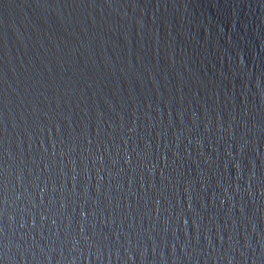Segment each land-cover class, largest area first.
Returning a JSON list of instances; mask_svg holds the SVG:
<instances>
[{"label": "water", "instance_id": "obj_1", "mask_svg": "<svg viewBox=\"0 0 264 264\" xmlns=\"http://www.w3.org/2000/svg\"><path fill=\"white\" fill-rule=\"evenodd\" d=\"M0 264H264V0H0Z\"/></svg>", "mask_w": 264, "mask_h": 264}]
</instances>
